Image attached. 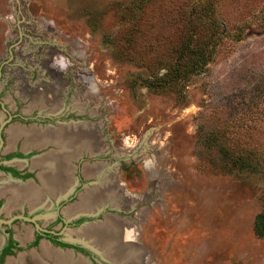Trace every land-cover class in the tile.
Listing matches in <instances>:
<instances>
[{
	"label": "rangeland",
	"instance_id": "obj_1",
	"mask_svg": "<svg viewBox=\"0 0 264 264\" xmlns=\"http://www.w3.org/2000/svg\"><path fill=\"white\" fill-rule=\"evenodd\" d=\"M134 1L0 0V156L15 149L20 157L10 162L32 172L20 184L44 190L33 203L23 199L14 207L8 195L0 197V218L34 220L10 225L15 250L0 264L51 262L42 255L45 240L33 238L36 226L59 229V213L66 220L89 216L62 232L90 246V254L46 241L85 264H113L80 233L112 228L109 220L129 231L139 264H264V236L253 229L264 210V163L259 171L239 169L220 152L264 155V0H214L222 29L210 61L164 91L148 88L147 78L166 71L193 28L195 40H208L212 24L201 10L208 0H145L138 26L145 33L134 36L145 50L127 43ZM13 127L61 131L72 142L92 135L89 147L69 145L61 167L68 193H50L37 177L46 170L38 158L61 155L60 147L50 141L25 147L23 134L9 145ZM212 134L216 141L209 142ZM5 177L0 171V189ZM100 187L110 188L109 199L69 211ZM7 235L0 222V251Z\"/></svg>",
	"mask_w": 264,
	"mask_h": 264
},
{
	"label": "bare ground",
	"instance_id": "obj_2",
	"mask_svg": "<svg viewBox=\"0 0 264 264\" xmlns=\"http://www.w3.org/2000/svg\"><path fill=\"white\" fill-rule=\"evenodd\" d=\"M10 140L9 145L14 144L17 137L21 134L25 135V142L24 146H34V145H43L46 142L50 140H55L58 144H61V155H51L47 158H41L39 160V164L46 166V171L42 172V181L45 186V190L51 191L52 193H55L57 190L63 192V189H67L66 184H64L65 178L64 174L62 172L57 171V174L53 173L51 170L54 168L53 166H56V161H58L59 164H57L59 167L65 166L67 159H68V153L69 151V145H73L75 148V151L79 148H83L85 146V142H83V139L79 140L78 138H75V140L72 142V140L68 139V135L66 134H59V133H51V134H44L41 135L40 133L36 131L31 130H23L19 127H13L10 130ZM44 136V137H43ZM82 137V136H81ZM57 139V140H56ZM84 143V144H83ZM72 146V147H73ZM66 150V151H65ZM64 154V155H63ZM74 155V154H73ZM68 167V166H67ZM67 171V170H66ZM88 172V171H87ZM68 182V181H67ZM64 184V185H63ZM62 189V190H60ZM106 189V188H105ZM108 190L110 191V188L107 190H104L103 188H96L92 191H90L88 194L84 195L77 205L73 206L69 211L73 214L80 211H87L92 207L93 202L102 201L110 198V195L108 193ZM10 193L9 197V203L14 205L21 203L23 199L29 200L30 202H34L38 198L40 199L42 192L33 187V185H13V184H7L5 185V188L0 190V193ZM44 202V201H43ZM8 203V204H9ZM99 208V207H98ZM97 210V209H95ZM112 223V228L109 227L107 224L104 225L103 228L100 226H87L86 228L81 229V235H88L92 238L93 242L97 243V245L101 246V249L107 252V256L114 261V263H125L128 259L134 258L136 260H140V254L141 252L137 247L132 245L133 243H129V237L130 233L127 231L126 228H120L117 225V222L110 221ZM78 231V230H77ZM83 237V236H82ZM85 238V237H84ZM42 249L44 253L48 256H52L55 259L54 264H85L83 261H77L73 258L71 254H61L55 252L47 243L42 244ZM127 259V260H126ZM36 262L35 264H47L41 261L39 258H35ZM125 261V262H124ZM20 263V262H19ZM18 263V264H19Z\"/></svg>",
	"mask_w": 264,
	"mask_h": 264
},
{
	"label": "trees",
	"instance_id": "obj_3",
	"mask_svg": "<svg viewBox=\"0 0 264 264\" xmlns=\"http://www.w3.org/2000/svg\"><path fill=\"white\" fill-rule=\"evenodd\" d=\"M141 1L142 0H135L133 2V9L130 8V10L132 9L130 12L131 17L130 19H128V22H131V30L127 43L129 47L135 46L134 43L137 44V49L143 46L142 43L138 45L140 43V39L138 37L141 38L144 36V34L139 33H145L142 32L141 29L138 27L139 22L142 20V18L140 19V17L144 12L145 0H143V2ZM213 2L214 0L206 1L204 9H201L205 12L206 16H208V19L212 24L211 28L213 31L209 36L208 40L204 43H201V41H199L198 39L195 40L196 33L194 28L190 32V34H188L187 36H182V41L180 42L178 48L175 50L176 56L174 62L170 65H167V69L163 74L156 76V78H147L146 86L148 88L152 90L154 89L164 91L167 88H170L171 86H176L182 81L188 79L192 72H194L195 70H199L198 68H202L210 61L214 53V46L216 43V40L214 39L217 37L216 35L217 32H219V29H222L219 20H217L215 17ZM128 7L126 8V10L128 9ZM137 28H139V32L136 30ZM134 36H138V41H134ZM144 46L146 47V45ZM127 48L128 47H126V49ZM126 49L123 48L122 50ZM139 50L145 49H143L142 47ZM125 54H127V52ZM207 140L209 142H214L216 141V136L212 134L207 137ZM220 152L222 157H224V159L228 161L231 166L237 167L239 169L257 170V166L260 163H264V155H262L261 152L255 149L235 152L231 150H226V148H224L220 150ZM262 171L264 172V170ZM253 229L257 236H264V210L256 214L254 218ZM47 235L48 234H43L42 236ZM10 252L11 250L8 247L4 250L3 254H8Z\"/></svg>",
	"mask_w": 264,
	"mask_h": 264
},
{
	"label": "flooded vegetation",
	"instance_id": "obj_4",
	"mask_svg": "<svg viewBox=\"0 0 264 264\" xmlns=\"http://www.w3.org/2000/svg\"><path fill=\"white\" fill-rule=\"evenodd\" d=\"M53 133H59V134H62V132L61 131H54ZM86 136H87V141L85 142L86 143V145L89 147V145H91V138L93 139V137H92V135L91 134H85ZM1 138H2V136H1ZM24 138V137H23ZM90 138V140H88ZM3 140V139H2ZM57 140V139H56ZM49 142V141H48ZM48 142H46V143H48ZM50 142H53V143H55L56 145H57V147H60V150L62 149V145L61 144H58L55 140H50ZM8 148H10L11 149V147H8ZM61 154V153H60ZM22 155V154H21ZM52 155H56V154H52ZM51 156V155H50ZM20 157V155L17 153V152H15V149H13L12 148V150H10V152L9 153H7V154H4V155H1L0 156V171L1 172H3V174L5 175V176H7V177H5L6 179H4L5 181H4V183H3V187L0 189V190H2V189H4L5 188V185H9V184H13V185H21V186H24V184H20V183H16V182H24L25 181V178L24 177H26V176H28V175H31V170H29V169H23V170H21V169H19V168H17V167H15L14 165V163H15V161H13V162H10L11 160H13V159H17V158H19ZM47 157H49V156H47ZM47 157H45V158H47ZM44 158V159H45ZM38 159H41V157L40 158H38ZM5 160V161H4ZM37 160V159H36ZM13 163V164H12ZM38 164H36V165H34L33 164V166H37ZM41 165V164H40ZM56 165V164H55ZM42 166H44V165H42ZM54 168H52V172L53 171H55V172H57L58 170H64L65 168H61V167H63V166H61V167H58L57 165L56 166H53ZM47 169V168H46ZM42 171H44V169L42 170ZM42 171H40L39 172V180L41 181V183L43 182L42 181ZM46 171V170H45ZM66 171V170H65ZM86 171H88V170H86ZM63 174H64V172H62ZM66 174H68L67 173V171H66ZM22 178L24 179V180H22ZM6 183V184H5ZM66 183H67V181H66ZM28 184H30V185H33L32 183H28ZM66 185H68L69 186V183L68 184H66ZM42 186H44V184H42ZM68 186H67V189H68ZM45 187V186H44ZM67 189L65 190H63V192L65 193L66 191H67ZM40 191L41 192H43L44 190H42V189H40ZM48 191V190H47ZM50 193H52L51 191H50ZM66 193H68V192H66ZM73 194V193H72ZM71 194V195H72ZM3 195H8V197H7V199H8V203H9V197H10V193L9 192H6V193H0V197L1 196H3ZM64 196V195H63ZM63 196H61V197H63ZM72 196H70L69 198H65V200H61L60 199V197H59V199L61 200V202H59V204L60 203H63V202H65V201H67V200H69L70 198H71ZM27 201H29V200H27ZM59 201V200H58ZM30 202V201H29ZM13 204V203H12ZM12 204H8V205H11V206H13L14 207V205H16V204H14V205H12ZM78 204V203H77ZM0 206H1V203H0ZM72 208V207H71ZM70 208V209H71ZM69 209V210H70ZM15 216H20V215H12L11 217H9V218H7V219H4L5 221H8V222H1L2 224H4L5 226H6V228H7V232L9 233V235H7V238H6V240H5V242L3 243V245H2V248H1V251H0V256H1V258L3 257V256H6V255H8V254H3V252H4V250L5 249H7L8 247H9V249L11 250V252L12 251H14L15 250V246H16V243H15V239H14V237L11 235L12 234V229H11V227H10V225L15 221V219L16 218H20V217H15ZM22 216H24V217H27V218H30V219H32L31 217H29V215L28 214H26V215H23L22 214ZM0 217H1V215H0ZM91 218V217H90ZM93 218V217H92ZM0 219H2V218H0ZM23 219V218H22ZM88 220L89 219V216L87 215V216H84V215H82V214H80V215H78V216H75V217H73L72 219H70V220H66V218L62 215V214H57V216H56V221H58V222H60V224H61V226H60V228L59 229H51V226H49V227H45V228H41V227H39V226H36V234H35V236H34V238H33V242L35 243V241H36V243L38 242V241H40V240H45L44 242H42L41 243V250H42V255H43V257L44 258H46V259H48V260H51V262H48L47 264H54V262H55V259L52 257V256H48V255H46L45 253H44V251H43V249H42V244L43 243H47L46 241H48L50 244H53V245H56V246H58L59 248H71V250L75 253H77L78 252V254H85V253H88V254H90L89 253V251H92V248L90 247V246H88V245H86V244H84L83 242H81V240L79 239H72V238H67V237H64V233L62 232V230L66 227V226H71V227H78L79 225H81L83 222H84V220ZM23 220H25V219H23ZM27 221H29V222H31V223H33L34 221H31V220H27ZM106 222H107V218H106ZM84 228V227H83ZM26 233H28V230H27V232ZM25 233V234H26ZM45 235V234H48L47 236H42V235ZM29 235H30V232H29ZM29 235H27V237H29ZM39 236H42V237H39ZM26 236H25V238H27ZM130 237H131V234H130ZM132 238V237H131ZM72 239V240H71ZM33 243V244H34ZM49 243H47L48 245H49ZM11 245V246H10ZM94 245H95V247L96 248H98L99 250H103V249H101V246H99V245H97V243H95L94 242ZM50 247H51V245H49ZM52 248V247H51ZM55 252H57V253H61V254H71V253H69V252H61V251H59V250H55L54 248H52ZM94 251V250H93ZM104 251V250H103ZM96 253V252H95ZM105 254H106V252H105ZM108 254H106V256H107ZM108 257V256H107ZM141 257H142V255L140 254V260L138 261V260H135V262H141ZM74 258V257H73ZM90 258V257H89ZM109 258V257H108ZM75 259V258H74ZM45 260V259H44ZM75 260H77V261H83L84 262V260H82L80 257L78 258H76ZM130 261H134V260H130ZM112 263L113 264H115L114 263V261H112ZM125 263H127V262H125ZM125 263H123V264H125ZM120 264V263H119ZM139 264V263H138Z\"/></svg>",
	"mask_w": 264,
	"mask_h": 264
},
{
	"label": "water",
	"instance_id": "obj_5",
	"mask_svg": "<svg viewBox=\"0 0 264 264\" xmlns=\"http://www.w3.org/2000/svg\"><path fill=\"white\" fill-rule=\"evenodd\" d=\"M3 126V124H1V126L0 127H2ZM3 142V140H2V138H1V130H0V144ZM15 217H20V218H23V219H25V220H31V221H34L33 219H30V218H27V217H24V216H22V215H20V216H15ZM0 222H8V221H5V220H3V219H0Z\"/></svg>",
	"mask_w": 264,
	"mask_h": 264
},
{
	"label": "crops",
	"instance_id": "obj_6",
	"mask_svg": "<svg viewBox=\"0 0 264 264\" xmlns=\"http://www.w3.org/2000/svg\"><path fill=\"white\" fill-rule=\"evenodd\" d=\"M28 147H32V146H28ZM62 171H65V169H64V170H59V172H62ZM42 172H43V171H42ZM53 173L57 174V172H55V171H53ZM65 173H66V171H65ZM65 176H66V175L64 174V178H65V180H66L67 177H65ZM37 177L39 178L38 175H37ZM39 179H40V178H39ZM40 182H41V181H40ZM16 183H20V182H16ZM42 184H43V182L41 183V185H42ZM64 184H67L66 181H64ZM64 184H63V185H64Z\"/></svg>",
	"mask_w": 264,
	"mask_h": 264
}]
</instances>
